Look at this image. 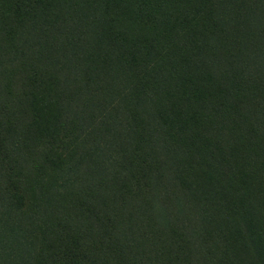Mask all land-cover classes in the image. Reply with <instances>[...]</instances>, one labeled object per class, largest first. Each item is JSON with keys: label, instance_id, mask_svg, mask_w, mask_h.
I'll list each match as a JSON object with an SVG mask.
<instances>
[{"label": "trees", "instance_id": "16d2710c", "mask_svg": "<svg viewBox=\"0 0 264 264\" xmlns=\"http://www.w3.org/2000/svg\"><path fill=\"white\" fill-rule=\"evenodd\" d=\"M0 264H264V0H0Z\"/></svg>", "mask_w": 264, "mask_h": 264}]
</instances>
